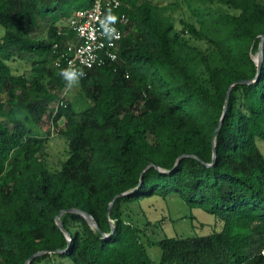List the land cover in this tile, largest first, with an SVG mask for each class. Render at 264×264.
I'll return each instance as SVG.
<instances>
[{"label":"trees","instance_id":"1","mask_svg":"<svg viewBox=\"0 0 264 264\" xmlns=\"http://www.w3.org/2000/svg\"><path fill=\"white\" fill-rule=\"evenodd\" d=\"M94 1L0 0V264H152L151 245L160 264H264V61L258 77L254 58L264 3L122 0L112 12L129 18L118 60L80 80L90 106L77 112L62 98L50 113L69 147L53 171L39 157L51 131L37 93L44 81L49 93L66 92L69 20ZM183 4L191 20L177 30L168 11ZM48 18V36L36 35ZM186 34L212 44L203 67ZM14 62L28 63L29 76ZM172 193L221 230L154 241L127 219L126 204Z\"/></svg>","mask_w":264,"mask_h":264},{"label":"rangeland","instance_id":"2","mask_svg":"<svg viewBox=\"0 0 264 264\" xmlns=\"http://www.w3.org/2000/svg\"><path fill=\"white\" fill-rule=\"evenodd\" d=\"M136 3H142L146 0H134ZM158 5H167L176 0H151ZM181 1V0H178ZM264 3V0H260ZM174 17L175 28L182 30L184 28L183 20L189 21L190 13L186 12V6L180 5L176 10H169ZM193 21V20H192ZM194 22H196L194 20ZM52 20L48 18L46 21H40V26L35 31L36 35L43 37L48 36ZM199 28V22H196ZM5 28L0 25V38L4 35ZM186 42L191 47L185 49L189 56H195V59L200 66L204 63L201 54H210L212 51V44L207 39H199L193 35L186 34ZM259 56V50L254 54V58ZM13 67L17 73H24L29 76V64L25 62H14ZM44 89L38 91V96L42 102L46 104L47 114L43 118L42 127L44 130H50V136L47 138L46 148L39 154L40 159L47 166L48 169L57 171L60 169L62 163L69 156V147L66 139L60 135L52 125V118L50 113L56 114L59 102L64 98L68 101L77 112H80L90 106L89 99L85 96L80 83L72 89H67L66 92H52L49 93V84L44 81ZM7 100V94L1 96ZM66 119L59 120V126L64 127ZM260 146L264 151V142H260ZM125 215L128 220L134 222L136 225L146 228L151 240L159 241L165 237L182 236L193 237L197 235H209L214 231L221 230L222 222L214 215L207 212L201 207L190 206L178 194L172 193L167 196L153 195L126 204ZM149 254L153 260L152 264H160L162 256V249L158 245H151L148 247Z\"/></svg>","mask_w":264,"mask_h":264},{"label":"built area","instance_id":"3","mask_svg":"<svg viewBox=\"0 0 264 264\" xmlns=\"http://www.w3.org/2000/svg\"><path fill=\"white\" fill-rule=\"evenodd\" d=\"M121 5L122 0H95L90 8L75 12L69 20L75 36L67 40L61 54L65 61L64 69L73 66L82 69L86 76L89 70L118 60L123 27L129 23L125 13L112 15ZM112 17H115L114 22ZM57 63L61 64L60 61ZM63 104L61 100L58 107ZM261 255L264 256V249Z\"/></svg>","mask_w":264,"mask_h":264},{"label":"water","instance_id":"4","mask_svg":"<svg viewBox=\"0 0 264 264\" xmlns=\"http://www.w3.org/2000/svg\"><path fill=\"white\" fill-rule=\"evenodd\" d=\"M263 46H264V35H263V37H262V42H261V44H260V48H259V56H258L257 59H255V61H256L257 64H258V67H259L258 77H259L260 74H261L262 65H263V61H264ZM240 82H250V80H244V81H240ZM231 92H232V88L229 90V93H228V98H227L226 108H227L228 103H229V97H230ZM126 194H127V193H123V194H120L119 196H123V195H126ZM116 198H117V197H116ZM116 198H115V199H116ZM115 199H114V201L111 203V206L114 204ZM72 211H75V212H81V210H78V209H72ZM66 212H67V211H63V212H62V215L65 214ZM84 214H85V216H86L87 218L90 219V221H91L94 225L98 226L97 224L94 223L93 217H92L90 214H87V213H84ZM62 215L59 216L58 221H59V225H60V227L65 231V227H64V225H63V223H62V221H61V217H62ZM68 238H69V240H71V236H70V235H68ZM43 253H44V252H38V253L34 254V255L31 257V259H33V258H35L36 256H39V255H41V254H43Z\"/></svg>","mask_w":264,"mask_h":264},{"label":"clouds","instance_id":"5","mask_svg":"<svg viewBox=\"0 0 264 264\" xmlns=\"http://www.w3.org/2000/svg\"><path fill=\"white\" fill-rule=\"evenodd\" d=\"M113 22L115 21V17H112ZM60 75L62 76L63 80L65 81V87L67 89H72L79 85L80 80L85 75L82 69L69 66L68 68L64 69Z\"/></svg>","mask_w":264,"mask_h":264}]
</instances>
